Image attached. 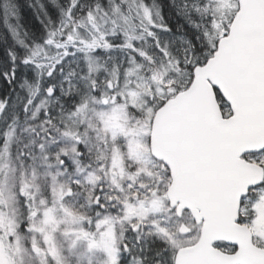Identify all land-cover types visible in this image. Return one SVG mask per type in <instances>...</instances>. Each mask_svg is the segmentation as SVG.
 Segmentation results:
<instances>
[{"label":"snow or ice","instance_id":"1","mask_svg":"<svg viewBox=\"0 0 264 264\" xmlns=\"http://www.w3.org/2000/svg\"><path fill=\"white\" fill-rule=\"evenodd\" d=\"M0 264H264V0H0Z\"/></svg>","mask_w":264,"mask_h":264},{"label":"trees","instance_id":"2","mask_svg":"<svg viewBox=\"0 0 264 264\" xmlns=\"http://www.w3.org/2000/svg\"><path fill=\"white\" fill-rule=\"evenodd\" d=\"M21 2H23V0H21Z\"/></svg>","mask_w":264,"mask_h":264}]
</instances>
